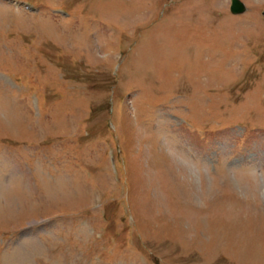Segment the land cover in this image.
Listing matches in <instances>:
<instances>
[{
    "label": "rangeland",
    "instance_id": "rangeland-1",
    "mask_svg": "<svg viewBox=\"0 0 264 264\" xmlns=\"http://www.w3.org/2000/svg\"><path fill=\"white\" fill-rule=\"evenodd\" d=\"M242 1L0 0V264H264Z\"/></svg>",
    "mask_w": 264,
    "mask_h": 264
},
{
    "label": "water",
    "instance_id": "water-1",
    "mask_svg": "<svg viewBox=\"0 0 264 264\" xmlns=\"http://www.w3.org/2000/svg\"><path fill=\"white\" fill-rule=\"evenodd\" d=\"M245 11L246 7L240 0H233L232 12L234 14H242Z\"/></svg>",
    "mask_w": 264,
    "mask_h": 264
}]
</instances>
